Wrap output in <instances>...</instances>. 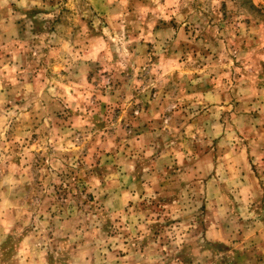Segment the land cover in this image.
<instances>
[{
    "label": "clouds",
    "instance_id": "1",
    "mask_svg": "<svg viewBox=\"0 0 264 264\" xmlns=\"http://www.w3.org/2000/svg\"><path fill=\"white\" fill-rule=\"evenodd\" d=\"M0 264H264V0H0Z\"/></svg>",
    "mask_w": 264,
    "mask_h": 264
}]
</instances>
